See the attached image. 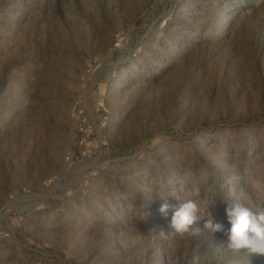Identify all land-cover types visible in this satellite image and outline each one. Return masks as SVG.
<instances>
[{"label": "rangeland", "instance_id": "obj_1", "mask_svg": "<svg viewBox=\"0 0 264 264\" xmlns=\"http://www.w3.org/2000/svg\"><path fill=\"white\" fill-rule=\"evenodd\" d=\"M80 98L111 111L91 158ZM189 199L264 210V0H0V264H264L149 233Z\"/></svg>", "mask_w": 264, "mask_h": 264}, {"label": "clouds", "instance_id": "obj_2", "mask_svg": "<svg viewBox=\"0 0 264 264\" xmlns=\"http://www.w3.org/2000/svg\"><path fill=\"white\" fill-rule=\"evenodd\" d=\"M169 205L163 203L159 209L164 217L168 215ZM198 205L194 200H185L175 207L170 221L171 231L161 225H154L149 233H155L160 240H168L170 236L198 237L202 232L211 236L221 233L226 239L225 248L232 252L244 250L249 255H264V210L253 211L240 202L228 203L225 209L230 229L213 218L206 219L203 227H192L199 220ZM211 217V215H210Z\"/></svg>", "mask_w": 264, "mask_h": 264}, {"label": "built area", "instance_id": "obj_3", "mask_svg": "<svg viewBox=\"0 0 264 264\" xmlns=\"http://www.w3.org/2000/svg\"><path fill=\"white\" fill-rule=\"evenodd\" d=\"M89 87V86H88ZM93 87V86H90ZM73 115L79 120L78 127V142L77 145L81 151L82 157L91 158L95 154L97 147H93L89 139L94 136L95 130H106L111 122V111L107 107L106 102L103 100L90 102L89 99L80 98L77 100L73 107ZM98 123V124H97ZM73 158L71 153H67L65 157L66 163H70ZM94 162V161H92ZM57 177H53L46 183L47 186L51 185ZM22 198L19 195L11 194L7 201V205L11 207L23 206L26 203H33V198ZM0 236L8 237L9 232L0 230Z\"/></svg>", "mask_w": 264, "mask_h": 264}]
</instances>
